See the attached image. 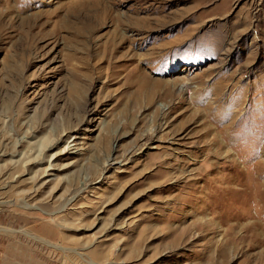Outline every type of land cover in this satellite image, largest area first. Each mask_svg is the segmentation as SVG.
<instances>
[{
    "label": "rangeland",
    "instance_id": "374dc122",
    "mask_svg": "<svg viewBox=\"0 0 264 264\" xmlns=\"http://www.w3.org/2000/svg\"><path fill=\"white\" fill-rule=\"evenodd\" d=\"M0 167V264H264V0H0Z\"/></svg>",
    "mask_w": 264,
    "mask_h": 264
},
{
    "label": "bare ground",
    "instance_id": "6f19581e",
    "mask_svg": "<svg viewBox=\"0 0 264 264\" xmlns=\"http://www.w3.org/2000/svg\"><path fill=\"white\" fill-rule=\"evenodd\" d=\"M28 145H29L28 148H26L25 150H21V151L17 150L18 152L14 151V153L8 154L10 156L8 164L11 165L13 168L20 167V168L24 169L23 167L28 162H32L33 161L34 163L35 162L36 163H43L42 162L43 161V157H44V156L42 157V151H43L42 147L43 146L38 145L37 141H36V143L35 142H29ZM66 147H68L67 143H66L65 148ZM49 161L48 162L46 161L47 164H48L47 166L51 165V162H49ZM3 167H5V166H3ZM1 169H3V168L0 167V171H1ZM45 171H46V169L42 170V172H45Z\"/></svg>",
    "mask_w": 264,
    "mask_h": 264
}]
</instances>
